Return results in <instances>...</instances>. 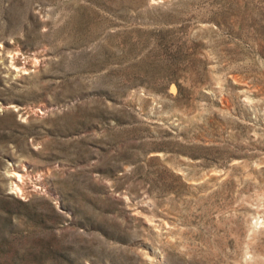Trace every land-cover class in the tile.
<instances>
[{
  "label": "rangeland",
  "instance_id": "obj_1",
  "mask_svg": "<svg viewBox=\"0 0 264 264\" xmlns=\"http://www.w3.org/2000/svg\"><path fill=\"white\" fill-rule=\"evenodd\" d=\"M0 264H264V0H0Z\"/></svg>",
  "mask_w": 264,
  "mask_h": 264
},
{
  "label": "bare ground",
  "instance_id": "obj_2",
  "mask_svg": "<svg viewBox=\"0 0 264 264\" xmlns=\"http://www.w3.org/2000/svg\"><path fill=\"white\" fill-rule=\"evenodd\" d=\"M17 185V184H16ZM20 185V184H19ZM18 186V185H17ZM22 188V187H21Z\"/></svg>",
  "mask_w": 264,
  "mask_h": 264
}]
</instances>
